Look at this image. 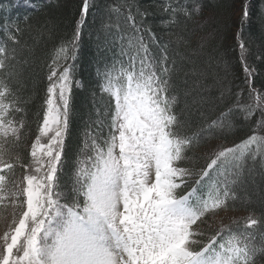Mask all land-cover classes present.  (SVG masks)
<instances>
[{
	"label": "snow or ice",
	"instance_id": "6c2138e0",
	"mask_svg": "<svg viewBox=\"0 0 264 264\" xmlns=\"http://www.w3.org/2000/svg\"><path fill=\"white\" fill-rule=\"evenodd\" d=\"M134 3L123 0L116 9L124 13L112 41L118 59L97 69L98 88L109 100L103 112L93 104L96 118L85 122L70 165L74 97L84 87L77 78L79 45L92 0H82L80 18L45 60L31 120L32 102L11 79L0 81V200L11 204L10 221L0 216V264H264V230L259 243L247 231L264 229V213L215 229L208 223L235 198L245 170L258 166L264 173V84L255 86L243 35L254 14L264 23V0L255 13L254 0H241L234 40L242 75L226 70L219 95H201L187 115V105L177 111L182 67L174 33L164 29L187 24L204 4L167 0L156 9L165 18L153 24L148 17L155 13L138 4L133 10ZM105 7L111 16L112 5ZM30 19L25 27L0 20V32L17 45L32 29ZM15 51L0 47V69H13L9 78L17 75ZM237 127L245 131L239 143L195 155L202 142L226 139Z\"/></svg>",
	"mask_w": 264,
	"mask_h": 264
},
{
	"label": "trees",
	"instance_id": "16d2710c",
	"mask_svg": "<svg viewBox=\"0 0 264 264\" xmlns=\"http://www.w3.org/2000/svg\"><path fill=\"white\" fill-rule=\"evenodd\" d=\"M166 2L167 0H135L133 10L136 4L140 8H148L150 12L155 13L148 17L149 21L158 24L165 17L156 9ZM180 2L187 3L188 0H180ZM202 2L204 4L202 10L187 24L181 20L176 28L164 29L165 33H174L171 35L172 47L179 53L178 61L182 70L177 78L180 99L177 111L185 109L187 105L185 115L187 111L194 110L196 101L201 95L206 97L219 95V86L221 81L225 80L226 70L237 77L242 75L238 59L239 50L235 47L234 40V35L239 28L241 0H202ZM28 3L30 6H27L26 0L0 2V20L11 19L25 27L24 18L30 17L32 25V29L25 31L17 45L7 40V37L0 32V47H7L10 55L12 48L16 49L11 64L16 66L17 74L9 78L7 74L13 71L12 67L0 69V81L8 82L11 79V87L16 93L22 99L32 102L29 104L28 112V119L31 120L39 104L38 96L41 95L43 88L44 62L54 45L58 46L60 38L70 33L75 20L80 18L82 0H28ZM92 3L93 7L82 28L79 45L77 78L83 81L84 87L78 89L74 97L75 117L72 132L67 141L69 165L80 144V134L89 115L91 114L93 119L96 118L93 104L103 112L109 100V97L101 94L98 88L97 69L103 70L105 64L111 65L115 59H118L115 55L118 48L112 41L118 36L117 26L123 24L124 17V13L116 10L123 0H92ZM106 5L113 7L111 16L106 11ZM258 6V0H254V13ZM157 31L159 33L160 29L157 28ZM243 35L249 49L246 58L248 63L256 69L254 83L259 89L261 84H264V65L261 63L264 59V23H261L257 15H253ZM178 36L183 41L180 44L176 43ZM164 39H169V35H164ZM48 62H51L50 59ZM226 65H230V68L226 69ZM243 99L247 100L246 93L243 94ZM32 127L34 128V125ZM244 135L245 131L237 127L226 139L210 138L202 142L198 148L194 149V153L198 157L204 156L210 151L204 146L212 141L215 145L212 149L221 144L228 147L234 146ZM32 138L28 140L29 147ZM199 162L203 163V159ZM67 171L70 176V167ZM254 187L259 189L258 193L253 191ZM234 194L235 198L229 199L225 210L240 211L243 214L235 219L226 220L222 224L229 225L233 220H242L253 213L257 216L264 213V173L258 166L252 171H244L240 182L235 186ZM2 195L0 193V196ZM8 211L11 213L10 202L7 199L0 200V216L6 217ZM208 223L213 229L221 225V223H215L212 217ZM233 229L245 230L243 225L239 229L233 225ZM262 230L264 229L260 226L247 229L256 234L257 243L260 242Z\"/></svg>",
	"mask_w": 264,
	"mask_h": 264
},
{
	"label": "rangeland",
	"instance_id": "374dc122",
	"mask_svg": "<svg viewBox=\"0 0 264 264\" xmlns=\"http://www.w3.org/2000/svg\"><path fill=\"white\" fill-rule=\"evenodd\" d=\"M115 74L116 73H114V75ZM214 146H215L214 142L212 141V142H207V144L204 146V148L206 150H211ZM258 190L259 189L257 187H254V189H253V191H255V193H258L259 192ZM6 214H8V215H6V218H8L9 221H10L11 213H9V211H8V212H6ZM242 214L243 213L240 212V211H231V210H225L224 209V210L218 211L216 213V215L214 217H212V218H213V221L215 223H222V222H224L226 220L235 219L236 217H238V216H240ZM3 230H4V223H3L2 220H0V232H2Z\"/></svg>",
	"mask_w": 264,
	"mask_h": 264
}]
</instances>
